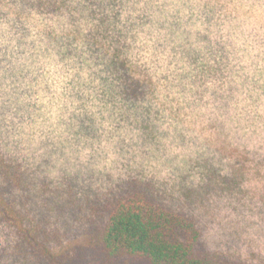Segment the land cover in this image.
Instances as JSON below:
<instances>
[{
	"label": "clouds",
	"instance_id": "1",
	"mask_svg": "<svg viewBox=\"0 0 264 264\" xmlns=\"http://www.w3.org/2000/svg\"><path fill=\"white\" fill-rule=\"evenodd\" d=\"M129 184L190 264H264V0H0V264Z\"/></svg>",
	"mask_w": 264,
	"mask_h": 264
},
{
	"label": "trees",
	"instance_id": "2",
	"mask_svg": "<svg viewBox=\"0 0 264 264\" xmlns=\"http://www.w3.org/2000/svg\"><path fill=\"white\" fill-rule=\"evenodd\" d=\"M106 208L109 220L102 242L109 257L129 255L148 264H190L182 228L173 219L174 210L143 188L133 186L117 193Z\"/></svg>",
	"mask_w": 264,
	"mask_h": 264
},
{
	"label": "rangeland",
	"instance_id": "3",
	"mask_svg": "<svg viewBox=\"0 0 264 264\" xmlns=\"http://www.w3.org/2000/svg\"><path fill=\"white\" fill-rule=\"evenodd\" d=\"M133 186L137 185L129 184L120 192ZM143 189L163 204L150 190ZM102 213L98 225L93 226L87 233L76 232L68 225L63 226L62 232L53 229L49 233L46 231L47 221L41 216L39 223L45 230L37 232L35 236L26 234L32 245L30 253L34 257L32 264H148L146 260L129 255L111 258L106 254L102 242L109 220L106 206L102 209ZM0 223H3L2 219Z\"/></svg>",
	"mask_w": 264,
	"mask_h": 264
}]
</instances>
